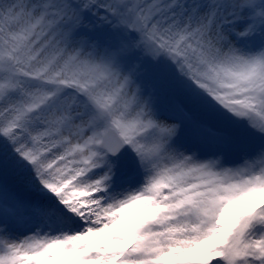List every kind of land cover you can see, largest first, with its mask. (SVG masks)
<instances>
[{"label":"snow or ice","instance_id":"1","mask_svg":"<svg viewBox=\"0 0 264 264\" xmlns=\"http://www.w3.org/2000/svg\"><path fill=\"white\" fill-rule=\"evenodd\" d=\"M0 264H264V0H0Z\"/></svg>","mask_w":264,"mask_h":264},{"label":"rangeland","instance_id":"2","mask_svg":"<svg viewBox=\"0 0 264 264\" xmlns=\"http://www.w3.org/2000/svg\"><path fill=\"white\" fill-rule=\"evenodd\" d=\"M256 198L255 197H251V199H249L248 203H253L255 202Z\"/></svg>","mask_w":264,"mask_h":264}]
</instances>
